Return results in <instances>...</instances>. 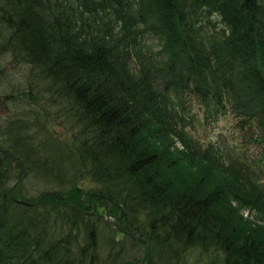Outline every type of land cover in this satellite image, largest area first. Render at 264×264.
<instances>
[{
	"label": "trees",
	"instance_id": "trees-1",
	"mask_svg": "<svg viewBox=\"0 0 264 264\" xmlns=\"http://www.w3.org/2000/svg\"><path fill=\"white\" fill-rule=\"evenodd\" d=\"M8 54L11 69L29 66L11 96L46 109L4 119L0 264H103L94 205L149 246L148 262L165 246L170 263L199 249L220 252L215 264H264V225L240 209L264 196L243 176L234 184L202 168L228 171L176 123L197 103L205 118L231 114L243 140L264 147V0H0L1 62ZM77 162V181L100 189L24 204L7 187L19 168L63 189Z\"/></svg>",
	"mask_w": 264,
	"mask_h": 264
},
{
	"label": "rangeland",
	"instance_id": "rangeland-1",
	"mask_svg": "<svg viewBox=\"0 0 264 264\" xmlns=\"http://www.w3.org/2000/svg\"><path fill=\"white\" fill-rule=\"evenodd\" d=\"M216 20V18H214ZM219 22V20H217ZM218 25V29L221 28ZM220 30V29H219ZM147 44L145 49H155L158 51V43L147 37ZM15 58L12 54H8L5 61L0 60V70L4 69L6 75L0 74V143L6 146L5 132L3 133L2 128L6 122L4 119H24L26 121H31L35 117L31 112H39L40 108L42 111L46 109V106L42 102L37 108L30 104L24 96H11V92L15 89L20 88L19 82L26 76L29 70V66L25 63L18 64L14 69H11L12 62ZM11 67V68H10ZM30 84V83H28ZM44 98V97H43ZM172 102H175L174 97H172ZM191 108L187 112L179 110V116L177 117L176 123L180 129L185 133L187 144H198L202 149H210L212 153L221 160L220 164H223V168L228 167V171L219 168L213 162L205 161L201 166L206 171L208 166L211 165L212 169H215V174L217 178H227L232 183L244 182L250 186H255L258 189V193L263 198L264 196V147L255 142L254 140L244 141L243 134L238 133L235 129V119L231 114L225 116H216L213 118H205L203 112L197 105V103H192ZM176 119V118H175ZM65 127H56L57 132H61ZM3 133V134H2ZM189 141V142H188ZM176 146L180 150H188L185 143L180 138H175ZM1 147V146H0ZM213 159V158H212ZM214 161V159H213ZM81 164L77 162L76 165H66L65 175L67 177L66 184L63 189L60 185H57V181L54 184L48 183L43 179V177H35L32 174H24V170L15 168V175L7 182V187L19 188L18 191L22 192V200L30 204L34 202H39L42 196L46 193H58L67 198L70 188L76 185L74 188H79L84 192L90 190L100 189L97 185L90 181L88 177H84L77 181L78 171L81 170ZM230 168V169H229ZM34 170V169H33ZM211 170V169H210ZM35 171V170H34ZM33 172V171H32ZM210 172V171H209ZM243 176V177H242ZM68 182L72 184H68ZM247 185V186H248ZM59 186V187H58ZM13 189V190H14ZM17 191V192H18ZM16 192V190H15ZM242 198V196H241ZM249 199V197H246ZM243 200V198H242ZM264 200V199H263ZM233 201V207H240L237 201ZM244 201V200H243ZM94 204V203H93ZM259 208L251 207H241V213L244 218H250L255 222L264 225V206ZM43 206V211L46 208H50V204L45 201ZM256 207V206H255ZM97 215L92 219L93 224H96L99 232L98 236V255L99 262L103 261V264H176L170 263L168 260L174 258L175 252L171 249L163 246L159 248L151 249V256L149 258L151 262L147 261V256L149 253V246L140 243L136 239L125 236L120 229L115 227L116 219L109 213V208H99L96 209ZM92 212V211H91ZM95 212V211H93ZM111 218L114 223H107V220ZM121 227L122 222L118 223ZM57 225V223H56ZM108 226H111L109 228ZM52 229L50 225L47 227ZM56 234H59L61 230L58 228L55 230ZM51 235V233H50ZM54 235V233H53ZM99 252L101 254H99ZM100 256V259H99ZM216 256L219 260H222V255L220 252H208L201 251L199 249L188 250L183 261L177 264H215Z\"/></svg>",
	"mask_w": 264,
	"mask_h": 264
},
{
	"label": "water",
	"instance_id": "water-1",
	"mask_svg": "<svg viewBox=\"0 0 264 264\" xmlns=\"http://www.w3.org/2000/svg\"><path fill=\"white\" fill-rule=\"evenodd\" d=\"M55 195H56L57 197L60 196V194H58V193H55ZM21 202H23L24 204H28V202H25V201H22V200H21ZM108 222H109V223H111V222L114 223L113 220H111V218L108 219Z\"/></svg>",
	"mask_w": 264,
	"mask_h": 264
}]
</instances>
